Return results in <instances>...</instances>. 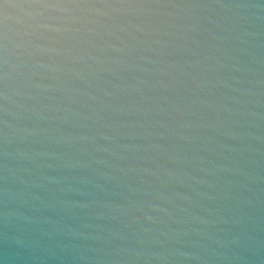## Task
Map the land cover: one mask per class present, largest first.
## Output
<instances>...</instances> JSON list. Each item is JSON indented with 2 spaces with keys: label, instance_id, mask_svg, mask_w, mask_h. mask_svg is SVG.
<instances>
[{
  "label": "water",
  "instance_id": "obj_1",
  "mask_svg": "<svg viewBox=\"0 0 264 264\" xmlns=\"http://www.w3.org/2000/svg\"><path fill=\"white\" fill-rule=\"evenodd\" d=\"M22 2L0 264H264V0H72L87 30L39 49Z\"/></svg>",
  "mask_w": 264,
  "mask_h": 264
},
{
  "label": "clouds",
  "instance_id": "obj_2",
  "mask_svg": "<svg viewBox=\"0 0 264 264\" xmlns=\"http://www.w3.org/2000/svg\"><path fill=\"white\" fill-rule=\"evenodd\" d=\"M14 7L17 15L10 21L13 38L18 45L27 47L39 49L44 46L42 41H67L87 30L91 23L88 17L74 14L75 9L89 6L72 0H23Z\"/></svg>",
  "mask_w": 264,
  "mask_h": 264
}]
</instances>
